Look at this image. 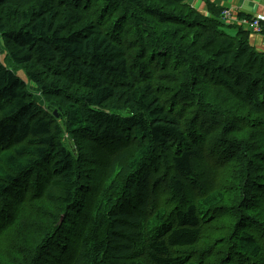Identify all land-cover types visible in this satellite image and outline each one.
Wrapping results in <instances>:
<instances>
[{"label":"trees","instance_id":"trees-1","mask_svg":"<svg viewBox=\"0 0 264 264\" xmlns=\"http://www.w3.org/2000/svg\"><path fill=\"white\" fill-rule=\"evenodd\" d=\"M201 1L0 0V264H264V53Z\"/></svg>","mask_w":264,"mask_h":264},{"label":"crops","instance_id":"crops-1","mask_svg":"<svg viewBox=\"0 0 264 264\" xmlns=\"http://www.w3.org/2000/svg\"><path fill=\"white\" fill-rule=\"evenodd\" d=\"M217 8H235L244 15L263 16L264 0H210ZM190 3L202 14H210L208 6L201 0H190ZM250 42L261 52L264 53V33L261 35H250Z\"/></svg>","mask_w":264,"mask_h":264},{"label":"built area","instance_id":"built-area-1","mask_svg":"<svg viewBox=\"0 0 264 264\" xmlns=\"http://www.w3.org/2000/svg\"><path fill=\"white\" fill-rule=\"evenodd\" d=\"M229 17H230L229 12H225L224 13V19L227 20ZM244 23H245V26L250 30H253V31H259L260 30V24H259L258 20L251 21V22L245 21Z\"/></svg>","mask_w":264,"mask_h":264},{"label":"rangeland","instance_id":"rangeland-1","mask_svg":"<svg viewBox=\"0 0 264 264\" xmlns=\"http://www.w3.org/2000/svg\"><path fill=\"white\" fill-rule=\"evenodd\" d=\"M3 55H5V54H4V49H3V45H2V40H1V38H0V57L3 58ZM32 86H33V85H32ZM33 88H34V87H31V90H33ZM95 173H98V174H99L100 172H99L98 170H96ZM92 176H93V175H92Z\"/></svg>","mask_w":264,"mask_h":264},{"label":"bare ground","instance_id":"bare-ground-1","mask_svg":"<svg viewBox=\"0 0 264 264\" xmlns=\"http://www.w3.org/2000/svg\"><path fill=\"white\" fill-rule=\"evenodd\" d=\"M140 189V188H139Z\"/></svg>","mask_w":264,"mask_h":264}]
</instances>
